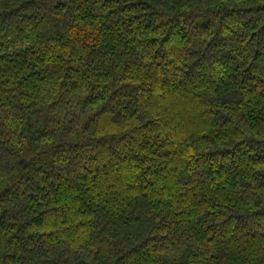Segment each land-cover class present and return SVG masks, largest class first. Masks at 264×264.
Returning <instances> with one entry per match:
<instances>
[{"label":"trees","instance_id":"trees-1","mask_svg":"<svg viewBox=\"0 0 264 264\" xmlns=\"http://www.w3.org/2000/svg\"><path fill=\"white\" fill-rule=\"evenodd\" d=\"M0 264H264V0H0Z\"/></svg>","mask_w":264,"mask_h":264},{"label":"water","instance_id":"water-1","mask_svg":"<svg viewBox=\"0 0 264 264\" xmlns=\"http://www.w3.org/2000/svg\"><path fill=\"white\" fill-rule=\"evenodd\" d=\"M20 164H23V162H22V161H20Z\"/></svg>","mask_w":264,"mask_h":264}]
</instances>
